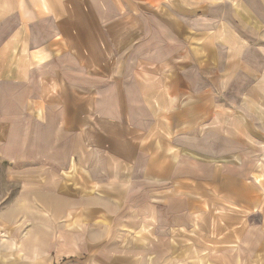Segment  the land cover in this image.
Here are the masks:
<instances>
[{
  "label": "rangeland",
  "instance_id": "1",
  "mask_svg": "<svg viewBox=\"0 0 264 264\" xmlns=\"http://www.w3.org/2000/svg\"><path fill=\"white\" fill-rule=\"evenodd\" d=\"M51 1L63 13L50 12ZM115 1L98 4L110 6ZM88 2L96 7L95 0ZM88 2L0 0V48L8 35L10 75L16 67L29 74L25 83L5 82L0 90V264L46 260L88 264L106 262L111 256L142 264H264V53L259 49L264 52V26L253 35L252 30H243L254 39L248 57L260 81L255 88L248 85L243 98L247 108H227L230 102L220 96L214 100L216 133L223 128L225 134L239 136L241 125L229 121L223 125L222 120L246 115L249 136L253 133L255 139L243 141L247 156L240 157V150L226 142L216 148L230 155H189L190 150L181 146L171 150L176 141H171V132L164 133L169 145L164 150L158 143L155 161L162 152L166 154L162 161L173 167L169 165L164 178L155 181L143 172L114 174L111 158L94 146L95 131L88 136L89 143L80 137L77 86L85 79L92 85L97 78L82 76L81 61L59 58L80 53L79 22ZM13 5L20 11L7 13L3 21V10ZM260 17L264 24V13ZM38 23L41 28H34ZM23 24L24 29H18ZM50 36L59 39L51 46L55 58L47 60ZM34 38L38 42L33 43ZM91 97L94 100L95 94ZM21 103L24 107H17ZM209 111L200 113L201 120ZM88 113L90 122V109ZM176 162L182 163L183 172L173 171ZM115 176L131 183L118 187ZM240 231L245 244L225 245L219 240Z\"/></svg>",
  "mask_w": 264,
  "mask_h": 264
},
{
  "label": "crops",
  "instance_id": "2",
  "mask_svg": "<svg viewBox=\"0 0 264 264\" xmlns=\"http://www.w3.org/2000/svg\"><path fill=\"white\" fill-rule=\"evenodd\" d=\"M128 1L125 4L117 0L113 5L105 6L95 0L96 7L93 8L87 0L89 5L81 12L78 29L80 53L73 58L66 54L59 58L81 61L82 76L97 78L92 85L85 79L77 86L80 109L77 121L82 141L89 143L88 136L95 131L97 142L94 146L102 148L105 152L102 154L111 158L114 174L143 172L149 175V180L155 181L164 178L163 173L170 165L165 159L162 161L165 153L159 154L158 162L153 153L161 147L167 149L169 142L164 133L171 132V141H176L171 150L181 146L190 150L189 155H230L220 153L216 148V145L226 142L240 150V157L247 156L244 142L252 140L254 134L249 136L246 115L238 114L222 120L223 125L229 124L227 121L241 125L243 128L239 136L227 135L223 128L216 133L213 131L216 125L214 100L220 96L230 102L231 106L227 108L246 109L248 105L243 98H247L248 85L254 88L259 85L260 81L255 78L257 69L248 57L250 43L254 39L243 30H252L250 33L253 35L263 28L260 16L264 13V0ZM50 8V12L63 13V8H57L54 2L49 5ZM19 11V6L13 5L10 9L7 6L3 10V21L7 19V13ZM31 12L38 13L33 8ZM60 21L67 24L64 18ZM25 26L23 24L18 29ZM34 28H41V25L38 23ZM7 38L8 35L3 38V48H0V90L5 82L25 83L26 73L22 68L16 67L10 75L13 69L9 55L11 39ZM34 39L33 43L38 42ZM58 39L55 36L48 38L50 54L45 59L55 58L51 54V46H57L55 41ZM259 49L263 55V48ZM89 62H95L96 66L89 65ZM108 62H111L110 67ZM26 76L27 79L29 74ZM263 79L261 75V81ZM92 93L95 94L94 100ZM225 93L232 94L227 97ZM88 102H93L89 108ZM22 104H17V107H24ZM211 108L213 110L209 111ZM205 111H209L207 118L201 120L199 115ZM203 124L210 126L202 128ZM254 150L262 153L259 148ZM179 155L183 156L182 153ZM174 166V172L184 171L182 163L176 162ZM191 171L194 172V169L191 168ZM113 178L118 187H127L131 183L128 180L126 185L127 180L117 176ZM243 188L246 186L243 185ZM239 199L245 200L242 197ZM243 235L244 232L240 231L222 235L219 240L225 245H241L247 242L240 239ZM114 258L111 256V260L106 262L93 260L88 264H142L137 260L123 262ZM30 263L55 264L54 260Z\"/></svg>",
  "mask_w": 264,
  "mask_h": 264
}]
</instances>
